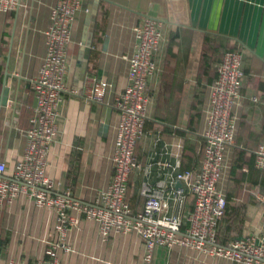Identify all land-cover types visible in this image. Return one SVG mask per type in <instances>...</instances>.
Here are the masks:
<instances>
[{"label":"crops","instance_id":"obj_1","mask_svg":"<svg viewBox=\"0 0 264 264\" xmlns=\"http://www.w3.org/2000/svg\"><path fill=\"white\" fill-rule=\"evenodd\" d=\"M57 0H21L17 10L0 12V100L8 88V105L0 110V161L13 173L25 151V130L36 100L31 80L47 53L45 31ZM68 51V86L58 118V137L51 145L46 174L56 193L70 191L93 201L110 184L120 115L115 97L125 89L129 57L135 51L134 27L145 16L161 22L163 38L156 56L157 71L150 79V110L145 132L137 145L142 169L131 176L128 199L134 211L143 208L144 184L163 190L169 181L158 164H181L198 170L204 157L206 111L216 64L226 50L243 53L245 80L234 107L236 140L225 151L219 189L229 195L220 224L222 242L264 234V171L255 165V151L264 141V106L252 100L264 94V0H100L85 87L78 93L79 69L84 59L83 37L90 0H82ZM155 12L156 15H151ZM219 55V56H218ZM111 84L102 101L84 93L92 80ZM188 146V147H187ZM197 154L185 167V153ZM254 159L255 172L234 184L230 179L236 153ZM153 164L150 174L145 167ZM248 164V163H244ZM248 171L247 165L243 167ZM176 187L177 186L176 183ZM193 206L189 197L188 208ZM57 212L37 206L21 195L0 205V264H30L47 258L49 242L58 238ZM70 251L58 250L60 264H145L144 240L135 232H112L104 238L98 223L81 215L69 229ZM151 264H241L176 245L156 247Z\"/></svg>","mask_w":264,"mask_h":264},{"label":"built area","instance_id":"obj_2","mask_svg":"<svg viewBox=\"0 0 264 264\" xmlns=\"http://www.w3.org/2000/svg\"><path fill=\"white\" fill-rule=\"evenodd\" d=\"M21 0H0V12L17 10ZM82 0H57L51 9L47 30V53L37 75L31 80L35 106L30 126L25 130V151L13 173L0 161V205L25 195L37 206L57 212L58 238L50 241L47 258L30 264H60L59 249L70 251L66 238L69 229L80 223L81 215L98 223L101 235L135 232L145 243V264H151L156 247L176 245L219 256L241 264H264V234H251L222 242L219 229L227 211V197L219 189L225 151L236 140L234 107L242 97L245 80L243 53L228 49L216 64L217 78L211 86L206 111L204 157L198 170H183L181 164H158L166 170L169 181L160 182L163 190L144 184L143 208L134 211L129 199V185L135 170L142 169L137 145L145 132L150 110V79L157 71L156 56L163 31L159 19L145 16L134 27L135 51L129 57L128 84L114 101L120 115L113 155L114 172L106 189L93 201L76 198L70 191L56 193L55 181L46 174L48 153L58 137V118L68 86V51ZM111 84L92 80L84 96L102 101ZM252 100L264 106V94ZM0 100V110H1ZM255 165L264 171V141L255 151ZM153 164L145 167L150 174ZM180 181L182 185L176 187ZM193 206L188 208L189 197ZM6 264H13L12 261Z\"/></svg>","mask_w":264,"mask_h":264},{"label":"water","instance_id":"obj_3","mask_svg":"<svg viewBox=\"0 0 264 264\" xmlns=\"http://www.w3.org/2000/svg\"><path fill=\"white\" fill-rule=\"evenodd\" d=\"M100 0H90L88 5V14L86 18V26H85V35L83 37V52H84V59L81 61L80 65L81 68L79 69L80 72V79L78 83V93H82L87 77V67H88V56L92 46L93 40V33L94 28L92 24L95 22L98 8H99ZM151 15H156L155 12H151ZM8 105V88H5V91L2 93L1 96V106ZM182 183L180 181L177 182V186H181Z\"/></svg>","mask_w":264,"mask_h":264},{"label":"trees","instance_id":"obj_4","mask_svg":"<svg viewBox=\"0 0 264 264\" xmlns=\"http://www.w3.org/2000/svg\"><path fill=\"white\" fill-rule=\"evenodd\" d=\"M145 123H147V120ZM191 151L192 152L184 154V158L188 160V161H185L186 163L185 167H189L190 161L196 158L195 154L197 153L193 147H191ZM244 155H245L244 152L238 151L236 153L234 163L231 166L230 179L232 180L234 184L240 183L245 178H247L248 175H252L256 170L254 166V161H253L254 159H250L249 162H247L246 159H244ZM244 163H248V164H244ZM244 165H247L248 167L247 172L243 170ZM226 197H227V209H228L229 195H227Z\"/></svg>","mask_w":264,"mask_h":264},{"label":"rangeland","instance_id":"obj_5","mask_svg":"<svg viewBox=\"0 0 264 264\" xmlns=\"http://www.w3.org/2000/svg\"><path fill=\"white\" fill-rule=\"evenodd\" d=\"M218 56H219V55H218ZM221 178H222V176L220 177V180H222ZM219 182H220V181H219Z\"/></svg>","mask_w":264,"mask_h":264}]
</instances>
